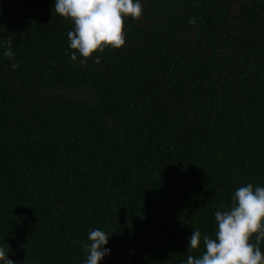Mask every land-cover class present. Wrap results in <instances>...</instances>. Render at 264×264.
Wrapping results in <instances>:
<instances>
[{
    "label": "trees",
    "instance_id": "trees-1",
    "mask_svg": "<svg viewBox=\"0 0 264 264\" xmlns=\"http://www.w3.org/2000/svg\"><path fill=\"white\" fill-rule=\"evenodd\" d=\"M139 2L125 46L81 65L55 0H0V247L14 264H83L94 229L110 236L100 264H187L204 251L187 252L192 230L214 235L236 189L264 186V0Z\"/></svg>",
    "mask_w": 264,
    "mask_h": 264
},
{
    "label": "clouds",
    "instance_id": "clouds-1",
    "mask_svg": "<svg viewBox=\"0 0 264 264\" xmlns=\"http://www.w3.org/2000/svg\"><path fill=\"white\" fill-rule=\"evenodd\" d=\"M54 12L69 20L73 29L67 33L71 59L81 65L96 53L106 48L119 50L126 44L125 18L139 21L143 17V6L139 0H55ZM189 23L195 26V19ZM12 37L5 38L4 56L14 61L10 50ZM68 53H66L67 55ZM99 64V58L95 59ZM18 69L19 64L12 62ZM214 235L192 230L187 252L200 249L199 256L187 255V264H264V186L248 183L235 190L231 205L215 212ZM88 243L82 245L86 253L83 264H100L110 255L106 246L109 234L100 229L90 230ZM0 264H14L0 247ZM183 264V262H182Z\"/></svg>",
    "mask_w": 264,
    "mask_h": 264
}]
</instances>
